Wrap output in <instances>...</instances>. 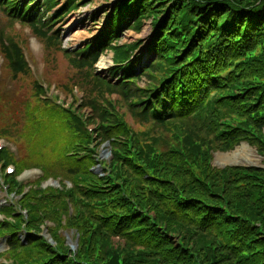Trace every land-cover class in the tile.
<instances>
[{
  "label": "rangeland",
  "instance_id": "obj_1",
  "mask_svg": "<svg viewBox=\"0 0 264 264\" xmlns=\"http://www.w3.org/2000/svg\"><path fill=\"white\" fill-rule=\"evenodd\" d=\"M42 1L0 0V42L2 39L11 50L17 47L26 67L15 74L0 44V122L17 128L16 133L0 137V157L18 150L21 141L36 156L47 142L52 169L47 161L42 163L47 170L40 190L50 187L46 186L50 177L61 185L66 182L68 189L63 197L37 194L22 208L16 202L18 211L31 210L34 220L22 217L19 222L11 217L16 208L6 210L5 220L11 223L7 227L0 224V235L25 229L42 238L33 236L34 245L25 236L17 237L14 241L18 243L10 248L0 236V264H67L71 256L103 264L113 249L124 256L146 250V246L115 235L106 225L128 204L160 211L165 206L157 202L159 191L171 192L180 185L203 186L213 180L217 170L231 167L264 170V154L253 139L257 134L264 139V128L258 132L246 125L251 132L229 149L214 139L221 123H230L224 127L230 130L248 119L236 111V105L227 103L231 97L218 98L246 83L242 79L226 88L239 72L240 64L234 66L239 58L230 64L228 59L218 70L224 74L231 69L226 79L219 77L222 88L209 87L200 104L164 122L151 117L146 121L137 113L142 110L139 101L149 97H125L124 87L117 83L119 67L114 57L121 44L129 47L136 42L135 53H145L152 39L150 17L143 16L141 22L124 29L120 38L101 51L98 61L104 57L107 62L100 68L98 61L87 66L78 60L93 38L102 37L100 31L106 26L113 0H51L44 11L47 17L40 22ZM34 23L45 36L35 32ZM148 56L144 54V62L149 58L153 62L155 58ZM155 61L157 71L134 77L135 86L146 90L157 85L170 61ZM244 149L252 154L235 157L237 151L249 154ZM62 160L67 163V175L61 171ZM39 164L33 161L26 166L40 168ZM76 164L82 172L71 175ZM35 177L30 173L24 181ZM0 196L5 192L0 191ZM172 237L179 240L177 234ZM196 264L204 263L197 258Z\"/></svg>",
  "mask_w": 264,
  "mask_h": 264
},
{
  "label": "trees",
  "instance_id": "obj_2",
  "mask_svg": "<svg viewBox=\"0 0 264 264\" xmlns=\"http://www.w3.org/2000/svg\"><path fill=\"white\" fill-rule=\"evenodd\" d=\"M50 3L51 0L42 1L44 6L37 17L42 18L38 21L42 22L43 17H47L44 11ZM111 5L106 26L100 31L102 37L92 39L88 48L82 50L83 56L78 62L93 66L101 51L112 45L113 39L120 38L124 29L139 19L141 22L143 16L150 17L152 39L146 45L145 53L148 57L153 56L154 61L149 58V62H144L145 53H135L138 42L129 47L121 44L120 52L116 48L118 53L114 57L119 67L115 72L120 78L117 83L124 87L125 97H149L139 101L142 110L137 114L140 117L146 121L151 117L157 122H164L177 115L182 116L193 105L200 104L209 87L222 88L219 77L226 79L231 69L224 74H219L218 70L228 59L230 64L233 59L239 58L234 64H240L239 72L235 74L239 79L230 78L231 84L226 88L228 90L242 79L246 83L240 89L234 88V92L218 98L231 97L227 103L236 105V111L248 119L230 130L224 128L230 123H221L214 139L229 149L251 132L246 125L258 132L263 130L264 0H113ZM33 29L45 36L38 23L33 24ZM0 44L11 59L15 74L24 72L26 67L17 47L13 50L6 48L2 39ZM159 58L170 61V64L157 85L146 90L135 86V78L150 76L148 72L157 71L155 60ZM43 131L47 135L45 128ZM253 139L258 151L264 154V139L258 134ZM21 142L27 149V144ZM46 147L36 156L32 153V162L37 161L39 165L48 162L49 148L48 145ZM48 164V168L52 169ZM78 165L71 168V175L82 172L78 170ZM42 167L46 172V167ZM61 171L64 175L68 173L67 163L63 160ZM41 188L31 189L21 206L39 195L63 197L68 189L45 188L42 191ZM158 195L157 202L165 206L163 210L152 211L144 204L131 203L124 211L113 215L112 223L106 224L115 235L146 246V250L129 251L124 256L113 249L103 264H196L197 258L204 264H264L263 169L231 167L226 171L217 170L213 180L206 185H180L171 188V192L159 191ZM13 215L19 222L22 217L34 220L31 210L26 214ZM9 223L0 219V224L5 227ZM172 234H177L180 241ZM0 236L12 248L18 243L14 238L18 240L17 237L23 236L26 242L35 245L33 238L38 234L18 229ZM38 238H42L41 235ZM67 264L98 263L71 256Z\"/></svg>",
  "mask_w": 264,
  "mask_h": 264
},
{
  "label": "flooded vegetation",
  "instance_id": "obj_3",
  "mask_svg": "<svg viewBox=\"0 0 264 264\" xmlns=\"http://www.w3.org/2000/svg\"><path fill=\"white\" fill-rule=\"evenodd\" d=\"M16 131L17 128L15 126H11L9 124L5 125L3 122H0L1 138L6 137L5 135L16 133ZM46 145V142L42 144V151H45ZM18 150L21 152L20 154L18 153ZM18 150L15 148L13 149L12 154L8 157H0V191H3V193L5 192V196H0V199L2 200V203H0V216H3L2 214H5L4 211H6L8 208H16V202L21 208V203L25 195L28 194L31 189H38L43 186V180H41V178L46 172L44 171L42 165H40V168H31L26 166V164L32 162V152L28 151V149L24 150L22 142L20 143ZM9 166L12 167V171L7 173L6 168ZM30 173L31 175H36V177L33 178V180L24 181V179ZM52 181H54L55 184L50 183V187H47L48 189H57L63 191V189L65 190V188H68L66 182L61 185L59 180H56L53 177ZM8 193L11 194L13 198L9 197ZM19 213L22 212L18 211L17 209L15 214Z\"/></svg>",
  "mask_w": 264,
  "mask_h": 264
},
{
  "label": "bare ground",
  "instance_id": "obj_4",
  "mask_svg": "<svg viewBox=\"0 0 264 264\" xmlns=\"http://www.w3.org/2000/svg\"><path fill=\"white\" fill-rule=\"evenodd\" d=\"M105 62H107L106 58L101 57L100 60L98 61V64H100V68H105ZM244 151H248L249 154L246 153L247 155H243V154H242L243 152H241V151H237V152L235 153V157H238V156H240V155H241V156L248 157V156H250V155L252 154V151L250 152L249 149H244ZM231 157H233V156H231ZM225 158H227V157H225Z\"/></svg>",
  "mask_w": 264,
  "mask_h": 264
},
{
  "label": "water",
  "instance_id": "obj_5",
  "mask_svg": "<svg viewBox=\"0 0 264 264\" xmlns=\"http://www.w3.org/2000/svg\"><path fill=\"white\" fill-rule=\"evenodd\" d=\"M47 237H49V236H47Z\"/></svg>",
  "mask_w": 264,
  "mask_h": 264
}]
</instances>
